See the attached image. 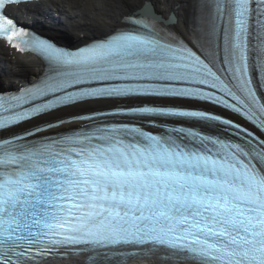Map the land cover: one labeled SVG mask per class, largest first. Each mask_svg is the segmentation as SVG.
I'll list each match as a JSON object with an SVG mask.
<instances>
[{
	"label": "snow or ice",
	"instance_id": "1",
	"mask_svg": "<svg viewBox=\"0 0 264 264\" xmlns=\"http://www.w3.org/2000/svg\"><path fill=\"white\" fill-rule=\"evenodd\" d=\"M20 2L0 0V38L44 57L49 74L0 96V129L89 99L191 103L74 117L92 124L56 138H36L46 131L36 127L0 139V264H39L62 249L90 254L93 264L160 253L166 264H264V139L194 107L222 105L264 131V99L253 86L255 68L264 71V0H216L219 65L214 23L199 37V52L158 29L163 21L145 3L126 18L134 30L68 52L5 15ZM103 116L193 123L146 130L98 123ZM214 130L222 134H207Z\"/></svg>",
	"mask_w": 264,
	"mask_h": 264
},
{
	"label": "bare ground",
	"instance_id": "2",
	"mask_svg": "<svg viewBox=\"0 0 264 264\" xmlns=\"http://www.w3.org/2000/svg\"><path fill=\"white\" fill-rule=\"evenodd\" d=\"M147 0H44L35 4L37 16L27 17L26 8L17 9L19 16L33 21L35 25L49 32L57 40L76 44L88 38L101 35L122 26L123 19L132 10ZM154 10L163 16L173 14V29L181 34H189V23L194 19L191 0H149ZM43 65L30 56L14 54L0 42V86L10 88L40 76ZM95 102H84L59 110L73 113ZM56 112V113H58ZM77 123L67 125L68 128ZM43 264H85L83 257L52 260ZM122 264H166L159 256L130 259ZM192 264V262H184Z\"/></svg>",
	"mask_w": 264,
	"mask_h": 264
},
{
	"label": "water",
	"instance_id": "3",
	"mask_svg": "<svg viewBox=\"0 0 264 264\" xmlns=\"http://www.w3.org/2000/svg\"><path fill=\"white\" fill-rule=\"evenodd\" d=\"M145 3H150V2H145ZM145 3H143L140 7H138L134 12L137 13L139 9H141L144 6Z\"/></svg>",
	"mask_w": 264,
	"mask_h": 264
},
{
	"label": "rangeland",
	"instance_id": "4",
	"mask_svg": "<svg viewBox=\"0 0 264 264\" xmlns=\"http://www.w3.org/2000/svg\"><path fill=\"white\" fill-rule=\"evenodd\" d=\"M130 1V0H129ZM48 33V32H47Z\"/></svg>",
	"mask_w": 264,
	"mask_h": 264
}]
</instances>
